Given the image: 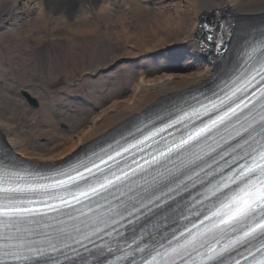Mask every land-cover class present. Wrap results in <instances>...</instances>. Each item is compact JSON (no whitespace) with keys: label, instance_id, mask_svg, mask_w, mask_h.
Returning <instances> with one entry per match:
<instances>
[{"label":"snow or ice","instance_id":"snow-or-ice-1","mask_svg":"<svg viewBox=\"0 0 264 264\" xmlns=\"http://www.w3.org/2000/svg\"><path fill=\"white\" fill-rule=\"evenodd\" d=\"M237 42L209 92L59 171L0 149V264H61L73 245L97 264H264V30Z\"/></svg>","mask_w":264,"mask_h":264},{"label":"bare ground","instance_id":"bare-ground-1","mask_svg":"<svg viewBox=\"0 0 264 264\" xmlns=\"http://www.w3.org/2000/svg\"><path fill=\"white\" fill-rule=\"evenodd\" d=\"M212 22L223 27V49L216 47L221 45L219 38L211 46L218 56L208 52ZM263 22L264 0H0V25L28 33L40 24L51 35L47 41L35 36L37 44L65 42L66 32L82 38L102 33L122 38L130 60L170 57L153 76L141 72L127 99L112 103L82 129L63 137V146L38 152L9 120L0 118V149L18 161L46 166L97 146L141 117L171 102L182 103V98L219 77L229 59L237 57L238 37L261 31ZM172 31L180 35L175 41L165 37Z\"/></svg>","mask_w":264,"mask_h":264},{"label":"rangeland","instance_id":"rangeland-1","mask_svg":"<svg viewBox=\"0 0 264 264\" xmlns=\"http://www.w3.org/2000/svg\"><path fill=\"white\" fill-rule=\"evenodd\" d=\"M35 36L47 41L51 35L40 24L28 33L0 25V118L38 152L63 146V137L127 99L141 72L153 76L168 62L165 56L130 60L122 38L102 33L82 38L66 32L65 42L51 46L35 43ZM179 36L176 31L165 34L170 41Z\"/></svg>","mask_w":264,"mask_h":264},{"label":"water","instance_id":"water-1","mask_svg":"<svg viewBox=\"0 0 264 264\" xmlns=\"http://www.w3.org/2000/svg\"><path fill=\"white\" fill-rule=\"evenodd\" d=\"M24 96L27 98L29 103H31L35 106L37 105L36 101L33 98H31L27 93H24Z\"/></svg>","mask_w":264,"mask_h":264}]
</instances>
